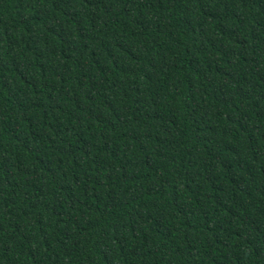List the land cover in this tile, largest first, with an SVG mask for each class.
Segmentation results:
<instances>
[{
    "label": "trees",
    "instance_id": "16d2710c",
    "mask_svg": "<svg viewBox=\"0 0 264 264\" xmlns=\"http://www.w3.org/2000/svg\"><path fill=\"white\" fill-rule=\"evenodd\" d=\"M0 264H264V0H0Z\"/></svg>",
    "mask_w": 264,
    "mask_h": 264
}]
</instances>
